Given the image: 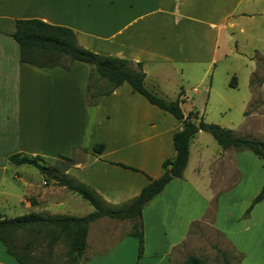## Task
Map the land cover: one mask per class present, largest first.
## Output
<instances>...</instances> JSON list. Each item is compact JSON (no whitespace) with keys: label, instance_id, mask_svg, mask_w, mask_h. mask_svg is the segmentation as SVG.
Listing matches in <instances>:
<instances>
[{"label":"crops","instance_id":"1","mask_svg":"<svg viewBox=\"0 0 264 264\" xmlns=\"http://www.w3.org/2000/svg\"><path fill=\"white\" fill-rule=\"evenodd\" d=\"M17 19L68 27L83 48L142 63L145 86L166 100L181 92L185 115L195 111L185 88L195 78L208 94L206 104L212 93L221 100L217 120H205L196 111L205 122L249 137L247 123L261 118L262 110L256 109L264 106V0H0V181L13 153L38 155L48 166L65 156L72 163L64 175L92 188L106 204L120 206L162 174L163 161L175 156L173 134L182 126L126 82L89 104L91 67L86 63L74 61L68 68L21 63L10 36ZM223 62L229 63L219 73L225 77L223 88L229 77L232 88L241 81L251 95L243 109L255 107L228 126L231 119L223 115L229 108L222 106L230 104L213 84ZM93 80L99 89L106 86ZM209 135L195 134L182 177L172 179L142 209L139 258L137 239L129 235L131 221L101 217L89 224L76 264H181L198 222L234 249L235 264H264V200L245 213L264 184V160L249 150L222 149ZM97 143L103 144L99 153L92 150ZM13 179L22 192H0V217L20 216V207L26 214L76 217L93 211L85 205L80 214L82 198L36 168L15 172ZM0 264H18L4 245Z\"/></svg>","mask_w":264,"mask_h":264},{"label":"trees","instance_id":"2","mask_svg":"<svg viewBox=\"0 0 264 264\" xmlns=\"http://www.w3.org/2000/svg\"><path fill=\"white\" fill-rule=\"evenodd\" d=\"M10 36L18 44L21 63L39 68H68L74 61L88 64L91 67L86 87L89 104H94L98 96L109 94L126 82L134 92H138L151 104L169 112L182 124L181 129L172 137L175 156L163 161L162 174L156 179H149L137 196L120 206L106 204L92 188L64 175L63 172L72 163L71 158L59 156L53 166L49 167L38 155L30 156L24 153L9 155L7 158L9 163L32 166L45 178H55L56 185L64 186L68 191L77 194L93 208L90 213L79 217L40 213H28L12 218L0 217V242L18 264H41L45 261L43 257L34 256L31 251L32 246L41 239L40 236L47 239L48 255H51L53 246L63 237L67 241V260L76 264L86 247L89 224L101 217L131 221L129 235L137 239V258H139L143 251L142 209L153 197L161 193L172 179L182 177L188 162L190 140L200 130L210 133L222 149L249 150L264 160V139L237 136L230 129L205 122L196 111H190L185 115L181 109L182 93L180 92L175 100H166L156 91L148 89L145 86L146 75L140 62L134 63L90 51L78 45L72 29L39 19H17L15 29ZM94 77L105 81L107 87L99 89L97 82L93 80ZM229 85L231 87L235 85L233 77ZM102 149V143L92 147L95 153L101 152ZM59 160L61 161L58 162ZM262 200H264V184L246 210V215ZM24 232L30 237L20 243L17 235ZM183 264L204 263L198 257L188 255ZM225 264L231 262L226 260Z\"/></svg>","mask_w":264,"mask_h":264},{"label":"rangeland","instance_id":"3","mask_svg":"<svg viewBox=\"0 0 264 264\" xmlns=\"http://www.w3.org/2000/svg\"><path fill=\"white\" fill-rule=\"evenodd\" d=\"M229 63H220L218 64L216 68V72L214 75V86L218 90L219 93L223 94V98L225 101L228 102L230 105H223L222 107H228L229 109H225V114L223 115L224 119H231L230 122L226 123V126L228 124L234 125L237 121L244 119V112H248L249 110L252 111L253 108H255L253 103L246 105L243 109L242 105L246 103V100L248 98H251V95L247 92L246 88L242 85L241 81L240 84L232 88L230 85L223 88V81H225L224 75H219L220 71L223 72V69L228 65ZM260 69V68H259ZM224 73V72H223ZM232 80V77H229V81ZM196 79L192 78L189 85L185 88H187V95L192 98V104H193V110L197 111L200 115L204 117V119L208 120H217L218 118H221L222 116L217 111V108L220 103V99L215 95V93H212L210 95L209 103L206 104V99L208 94L204 91L203 85L198 84V82H195ZM106 86H102L101 89H105ZM223 89V92H222ZM214 97V98H213ZM215 99V100H213ZM255 103V102H254ZM186 106H190L187 104ZM240 108V109H239ZM262 110L260 113L261 118L256 117L255 119L249 120V123H247L246 126L249 125V128L247 129L249 134V137H254L258 139H264V106H261L256 109ZM253 113V111H252ZM223 121V120H222ZM214 123V122H210ZM217 124V123H214ZM212 143H214L213 138L209 135L208 136ZM56 161V160H55ZM59 160L58 162H60ZM2 163V161H1ZM6 170H4L2 174V179L0 181V192L1 195L3 193H8L9 191H13L15 193H21L22 187L21 184L13 179V174L19 173L20 171H25L29 169L30 171L34 170V167L28 166V165H14L11 163L6 162ZM50 167L53 166L49 165ZM54 182H52L53 184ZM245 184V178L243 179L242 184L236 191H241L244 188ZM218 195L214 200L212 201V208H215V205L218 202L219 199ZM3 197V196H2ZM83 206L80 208L79 213L82 214V212L85 211V207L90 205L82 199ZM86 205V206H85ZM2 209V208H1ZM20 212L23 214H26L25 209L20 207L18 208ZM11 213V211L9 210ZM246 213V212H245ZM30 235L27 232L20 233L17 235L18 240L21 242L27 241L29 239ZM40 240L38 243H35L31 251H33V255L36 257H43L45 259L44 262L41 264H75L73 262H70L67 260V241L61 237V239L53 246V251L51 252V255H48V249H47V239L40 236ZM186 244L189 246L188 253L185 255H193L198 257L203 261L204 264H225V261L228 260L231 262V264H235L238 261L239 256L236 254L233 248L215 231L212 230L211 227L208 225H205L202 222L196 223L187 238ZM0 245L3 246V244L0 243ZM187 246V247H188ZM183 258V261L185 259ZM183 261L181 264H183Z\"/></svg>","mask_w":264,"mask_h":264}]
</instances>
